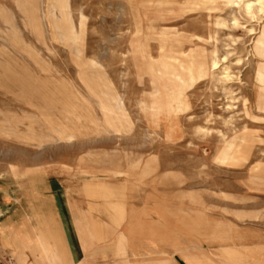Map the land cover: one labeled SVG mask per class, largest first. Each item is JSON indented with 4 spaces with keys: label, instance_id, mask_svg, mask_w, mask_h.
I'll return each mask as SVG.
<instances>
[{
    "label": "rangeland",
    "instance_id": "1",
    "mask_svg": "<svg viewBox=\"0 0 264 264\" xmlns=\"http://www.w3.org/2000/svg\"><path fill=\"white\" fill-rule=\"evenodd\" d=\"M46 171L184 189L212 264H239L264 226V0H0V200Z\"/></svg>",
    "mask_w": 264,
    "mask_h": 264
},
{
    "label": "crops",
    "instance_id": "2",
    "mask_svg": "<svg viewBox=\"0 0 264 264\" xmlns=\"http://www.w3.org/2000/svg\"><path fill=\"white\" fill-rule=\"evenodd\" d=\"M138 180L46 171L30 182L24 208L0 200V264H212L204 210L196 222L200 213L178 199L186 190ZM254 231L235 248L236 263L264 264V226Z\"/></svg>",
    "mask_w": 264,
    "mask_h": 264
},
{
    "label": "bare ground",
    "instance_id": "3",
    "mask_svg": "<svg viewBox=\"0 0 264 264\" xmlns=\"http://www.w3.org/2000/svg\"><path fill=\"white\" fill-rule=\"evenodd\" d=\"M230 1H233V0H230ZM248 6L250 7L251 3L248 4ZM68 23H69V20L67 19L65 12L62 11V9H60V17L54 18V20L52 21V25L59 31L58 33H60V35L67 36L69 38V36L71 35V31H70L71 26H68ZM215 65L216 63L213 62L212 66H215ZM116 108L118 109V107Z\"/></svg>",
    "mask_w": 264,
    "mask_h": 264
}]
</instances>
